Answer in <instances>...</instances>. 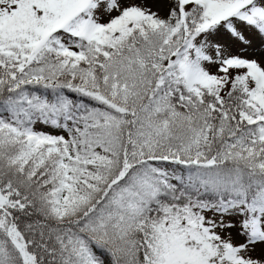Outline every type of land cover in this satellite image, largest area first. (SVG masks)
<instances>
[{
  "label": "snow or ice",
  "instance_id": "obj_1",
  "mask_svg": "<svg viewBox=\"0 0 264 264\" xmlns=\"http://www.w3.org/2000/svg\"><path fill=\"white\" fill-rule=\"evenodd\" d=\"M0 264H264V0H0Z\"/></svg>",
  "mask_w": 264,
  "mask_h": 264
}]
</instances>
